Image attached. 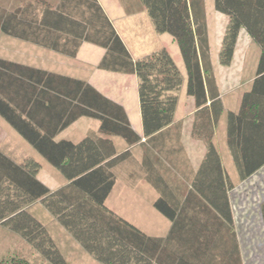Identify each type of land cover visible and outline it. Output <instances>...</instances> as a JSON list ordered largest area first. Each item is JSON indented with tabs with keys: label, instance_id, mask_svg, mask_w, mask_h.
<instances>
[{
	"label": "trees",
	"instance_id": "16d2710c",
	"mask_svg": "<svg viewBox=\"0 0 264 264\" xmlns=\"http://www.w3.org/2000/svg\"><path fill=\"white\" fill-rule=\"evenodd\" d=\"M135 2L157 33L174 38L187 70V94L196 108L192 137L207 147L191 178L182 169L183 159L169 155L166 148L170 138L182 148V124L173 123L183 85L166 49L134 61L99 0H0V32L69 58H76L83 44H92L106 51L99 70L137 77L148 145L142 172L136 173L134 164L130 168L133 177L145 178L159 194L154 207L171 221L169 234L150 237L106 206L121 176L119 167L131 155L117 154L110 137L122 138L129 146L143 139L124 108L85 81L1 58L0 117L67 184L52 191L37 178L38 162L27 158L16 163L0 151V223L49 264L65 261L47 228L25 210L37 202L101 264H168L162 259L168 244L191 248L197 258L187 261L184 256L176 264H244L229 196L235 186L214 145L224 109L213 76L206 1ZM214 8L228 18L218 55L222 66L231 65L241 29L262 52L252 90L244 94L239 113L228 114V145L244 182L264 168V0H214ZM83 117L100 121L98 134L77 144L56 141ZM260 214L264 227V201ZM0 264L28 261L0 259Z\"/></svg>",
	"mask_w": 264,
	"mask_h": 264
},
{
	"label": "crops",
	"instance_id": "0c3cea01",
	"mask_svg": "<svg viewBox=\"0 0 264 264\" xmlns=\"http://www.w3.org/2000/svg\"><path fill=\"white\" fill-rule=\"evenodd\" d=\"M99 1L134 61L148 57L162 49H166L179 68L183 76V85L178 94L179 100L173 124H182V148L179 144L172 142V138L167 140L166 148L169 155L176 156L178 154V157L183 159L182 169L188 177H193L199 170L206 156L207 147L203 141L192 137L194 114L196 112L195 100L187 94L188 74L177 43L172 36V39H167V42L164 40V38H166L165 36L169 34H159L156 32L152 20L148 19L149 16L145 11L140 10L138 3L135 4V7L125 10L124 16L113 18L107 10L106 2ZM124 1L125 0H122L123 4H125ZM219 16V22H216L218 25H214L216 27L214 32L210 28L207 19L213 76L224 109L215 130L214 145L219 153L222 168L226 176L236 188L241 183V180L238 168L228 145V114L230 112L239 113L244 94L252 90L253 84L257 78V70L262 52L260 47L249 36L248 32L245 29H241L231 65L222 66L218 59L220 51L219 44L221 45L228 21L225 17H221V15ZM211 34L215 38V44L218 46L216 52H213ZM89 45L92 47H88ZM33 46L51 52L53 55L31 53L30 55L25 56V61L23 62L20 60H18L19 62L17 60L12 62L85 81L105 97L124 108L133 130L143 139L141 143L129 146L122 138L110 137L115 145L117 154L120 155L129 151L131 155L127 162L120 165L119 169L121 172V178H117L113 191L106 201V205H114L112 198L116 185L120 184L118 195L121 197L120 207H123L122 205H124L131 209L134 208L138 212L143 209V213L149 212L150 220L147 221H150L149 231L151 234L144 233L150 237H166L171 230L172 223L163 215L162 216L166 220L157 215L158 211L155 209L154 203L158 199L159 194L154 187L145 180V178H139L138 175L133 177V172L131 171V164H134L133 166L136 173L142 172L145 148L148 145L146 142L147 139L144 138L143 135L137 77L99 70L98 65L106 51L92 44H83L76 58H69L56 52L40 48L36 45ZM15 47L16 49L19 48L17 46ZM94 47L99 48L101 51ZM18 52L19 51L16 50L17 54ZM20 53L21 52H19V54ZM26 53H28V50ZM93 53H97L98 55V58L95 61L91 60V55ZM61 57L65 59L63 60ZM72 60H74V63ZM129 82L132 84L131 89L128 87ZM87 119L94 120L96 123L86 121ZM100 124V121L96 119L86 117L80 118L69 127L72 128L75 126L73 132L76 133L74 136L76 139H61L60 141L67 140L77 144L91 133L98 134ZM4 125L5 124L0 121V151L14 162L22 163L25 159L29 158L27 156L28 154H17L16 144H13V142L15 143L16 141V137L12 136ZM60 134L58 135L59 137ZM158 148H161V144H159ZM153 151L156 153L155 150ZM37 178L52 191L58 190L67 184L66 179L57 169H55V171L44 170L41 166ZM133 179H136V184L132 181ZM109 209L112 210V208ZM25 210L43 223L56 245H58V240L55 234L59 232L62 233L63 227L59 225L57 220L44 208V206L40 202H37L27 206ZM154 210H156V212ZM128 213L129 210L124 214L126 215L125 219L143 231L141 227L138 226L141 225V222H132V220L127 217ZM26 246L27 254L22 250L26 248ZM31 248V245H29L19 234L9 230L0 223V259L27 258L28 255L32 254ZM166 248L167 249L162 255V259L168 264H176L178 260L180 258L183 259L184 256H187V261L197 260V258L193 256L192 253L194 251H192L191 248L175 246L174 244H168ZM36 256L39 257L40 255ZM199 256L200 255H198V257Z\"/></svg>",
	"mask_w": 264,
	"mask_h": 264
},
{
	"label": "rangeland",
	"instance_id": "374dc122",
	"mask_svg": "<svg viewBox=\"0 0 264 264\" xmlns=\"http://www.w3.org/2000/svg\"><path fill=\"white\" fill-rule=\"evenodd\" d=\"M101 1H103L104 3L106 2L107 10L109 11L110 16L113 18L124 16L125 10L133 8V6L135 7V4H136L135 0H127V1L125 0L124 1L125 4L122 3V0H101ZM205 1H206L207 19L209 21L210 28L214 32L216 28L214 25H216L217 24L216 22H219V19H220L219 15H221V17H225L227 21H228V18L227 16L215 11L214 0H205ZM148 19L150 18L148 17ZM165 37L166 38H164V40L166 42H167V39H172L170 35H166ZM211 38H212L213 52H216V50L218 49V46L215 44V38L213 37L212 34H211ZM15 46L19 47L20 49L19 48L16 49ZM219 46L221 47L220 44ZM88 47H92V46L89 45ZM94 48L101 51L97 47H94ZM16 50H18L21 53L19 54L18 52L17 54ZM27 50H28V53H26ZM31 53H35V54L42 53L43 55L45 54L53 55L51 52L36 48L31 44L25 43L24 41L10 38L0 32V58L1 59L10 60V61L20 60L21 62H23L25 61V56L30 55ZM97 58H98L97 53H93L91 55V60L95 61L97 60ZM61 59L64 60L65 58L61 57ZM72 61L74 63V60ZM128 87L129 89L132 88L131 82H129ZM0 121H2L5 124L4 126L7 127L8 132L12 136L16 137L15 138L16 141L15 143L13 142V144L14 145L16 144L15 146L17 148L16 149L17 154L22 155L26 153L28 154L27 156L29 158H32L36 162H38L42 166V169L55 171V169L50 164H48L44 160V158L30 144H28L10 126L9 128L8 124H6V122L1 117H0ZM86 121L96 123V121L94 120L87 119ZM74 127L75 126L61 133L60 137L58 136L56 140L60 141L61 139H67V140L76 139L74 138V136L76 135V133L73 132ZM263 174H264V168L260 172H258L256 175H254L253 177L249 178L248 180L244 182H241L234 190H232L229 193L231 205H232V211L234 215L235 228H236V232H237L238 239L240 242L244 264H264V227H263L261 214H260V205L264 201V175ZM120 178L121 177H118V179ZM134 184H136V182ZM119 189H120V184L119 185L117 184L115 191H114L113 198H112L114 205L110 204L109 206L108 205L106 206L109 208H112V210L119 216L122 215L121 217H123L124 219L126 218V215H124L125 212L129 210L127 217L130 218L132 222H141L140 223L141 225H138V224L137 225L140 226L143 232H145L146 234H151V232L149 231L150 221H147V220H150L149 212L143 213V210H144L143 208H141L143 210H140L138 212L134 208L131 209L130 207L128 208L124 205H122L123 207H120L121 197L118 196ZM154 211L156 212V210ZM157 213L159 217H161L162 219H165L159 212ZM62 229H63V232L56 233L55 236L58 240L57 248L62 254L65 264H101L98 261H96L93 256L87 253L81 247V245L72 238V236L65 230V228H62ZM26 249H27V246L26 248L22 250H24L25 253L27 254ZM31 249H32L31 250L32 254L28 255L27 258H24L25 260L28 261V264H49L46 261V259L42 258V256L38 254V252H36L33 248ZM36 255H40V256L38 257Z\"/></svg>",
	"mask_w": 264,
	"mask_h": 264
},
{
	"label": "bare ground",
	"instance_id": "6f19581e",
	"mask_svg": "<svg viewBox=\"0 0 264 264\" xmlns=\"http://www.w3.org/2000/svg\"><path fill=\"white\" fill-rule=\"evenodd\" d=\"M264 175V174H263Z\"/></svg>",
	"mask_w": 264,
	"mask_h": 264
}]
</instances>
